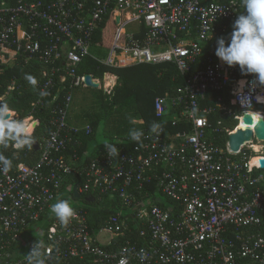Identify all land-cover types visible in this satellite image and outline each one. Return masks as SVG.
<instances>
[{"label":"built area","instance_id":"built-area-1","mask_svg":"<svg viewBox=\"0 0 264 264\" xmlns=\"http://www.w3.org/2000/svg\"><path fill=\"white\" fill-rule=\"evenodd\" d=\"M243 11L239 0L0 1V75L44 64L26 120L35 131L34 113L47 105L51 124L35 165L0 164V264H26L36 242L46 264H264V168L252 163L264 158L256 135L264 117H254L264 105L243 99L253 77L202 48ZM109 24L116 31L107 59L95 55L101 64H173L192 76L177 93L156 97L159 128L132 149L114 144L119 154L110 155L101 144L79 156L80 135L94 133L74 119L77 98L91 88L80 69L94 47L105 48L94 38ZM21 87L13 79L0 105ZM225 118L237 125L223 126ZM247 128L253 138L233 152L230 136ZM59 200L76 211L67 225L50 212ZM107 201L118 202L117 211L95 228L89 217Z\"/></svg>","mask_w":264,"mask_h":264},{"label":"trees","instance_id":"trees-1","mask_svg":"<svg viewBox=\"0 0 264 264\" xmlns=\"http://www.w3.org/2000/svg\"><path fill=\"white\" fill-rule=\"evenodd\" d=\"M223 1L228 2L230 0ZM239 2L241 3V0ZM115 31L116 27L109 24L96 33L94 41H102L104 46L107 44L110 46ZM231 31L232 25L227 31L221 32L217 38L224 37L227 39ZM216 39L210 43H203L204 55L211 54V50L215 51ZM99 52L101 49L94 47L92 56L85 60L80 69V74H91L94 78H102L103 80L105 75L112 74L117 77V83L108 93L104 89L91 87L90 91L93 92V96L83 94L80 98L81 102L76 101V108L79 107V109L75 110V121L81 125L90 124L94 129L91 136H87L85 133L80 135L82 147L78 150L79 156L87 154L88 150L90 151L89 142L96 138L98 133L109 138V141L103 144H115L127 150L132 149L137 141L130 138V130L135 129L144 134L150 132L153 124L159 123L155 117L154 103L156 97L165 93H177L179 88L187 85L192 76V74L182 75L173 64H142L124 68L109 67L101 64L100 59L96 58L95 55L103 58ZM43 71H45L44 64L30 62L25 67H11L0 75V97L5 94L13 79L22 85L20 89L17 88L12 91L10 97L5 100V105L17 112L21 119H26L31 115V104L39 98L40 93L36 84L44 80ZM27 75L34 77L36 83L31 84L25 78ZM86 102L89 103V107L83 108V103ZM34 115L40 120V125L34 131L33 139L40 144L51 131L50 110L46 105L45 108L37 110ZM141 120L144 123H140ZM222 121L223 126L234 128L237 125L232 118H225ZM219 139L225 145L228 138L226 134H222ZM14 143L11 141L7 148L0 147V154L11 160V167H15L19 163L29 165L37 163L40 157L39 151H36L33 146L14 149ZM117 206L118 202H105L103 208L99 207L96 211H92L89 217L90 224L95 228L104 226L117 211Z\"/></svg>","mask_w":264,"mask_h":264},{"label":"clouds","instance_id":"clouds-1","mask_svg":"<svg viewBox=\"0 0 264 264\" xmlns=\"http://www.w3.org/2000/svg\"><path fill=\"white\" fill-rule=\"evenodd\" d=\"M241 6L244 11L236 17L227 39H216L215 56L229 68L238 66L243 76L253 77L252 81H245L251 84V90L243 99L247 104L254 100L255 103L264 105V0H241ZM25 78L31 84L36 83L31 75ZM255 114L264 117V113ZM158 128V124H153L151 131L154 132ZM33 131V126L26 119H14L12 110L7 105H0V144L5 148L9 146L10 141L15 142L13 146L16 149L32 146ZM142 135V132L135 129L129 132L134 141H139ZM107 148L110 155L119 154L114 145H108ZM0 164L3 165V170L7 171L11 160L0 154ZM50 212L62 225H67L76 215L68 200H59L52 204ZM41 248L42 245L36 242L24 256L26 264H46L48 257L43 254Z\"/></svg>","mask_w":264,"mask_h":264},{"label":"water","instance_id":"water-1","mask_svg":"<svg viewBox=\"0 0 264 264\" xmlns=\"http://www.w3.org/2000/svg\"><path fill=\"white\" fill-rule=\"evenodd\" d=\"M120 21V19H118ZM85 83L89 87L93 88H101V85L99 82H96L93 80V77L91 75H86L85 76ZM245 122L252 124L253 123V118L247 114L245 116ZM256 135L257 138L260 140H264V119L260 118L258 120L257 126H256ZM253 138V132L251 129L247 128L246 130H238V132L229 138V143H230V148L233 152H238L241 148L242 145H244L245 142L251 140ZM34 149L36 151H39L40 145L37 141H34L33 145ZM257 164H259L262 168H264V158H259L257 161ZM74 196L76 198H79L80 195L78 193V187L76 186L74 188ZM89 202H93V198H88Z\"/></svg>","mask_w":264,"mask_h":264},{"label":"rangeland","instance_id":"rangeland-1","mask_svg":"<svg viewBox=\"0 0 264 264\" xmlns=\"http://www.w3.org/2000/svg\"><path fill=\"white\" fill-rule=\"evenodd\" d=\"M109 46H108V44L107 45H105V48L104 49H101V52H99L101 55H102V57L104 58V59H107V57H108V48ZM109 78H114V84L113 85H111V87H106V81H107V78L108 77ZM100 80V83L101 84H103L102 85V87H101V89H104L107 93L109 92V91H111L112 90V88L114 87V85L117 83V77H115L114 75H112V74H107V75H105V77H104V80L102 79V78H100L99 79ZM88 95V96H93V92L92 91H90V89H88V90H84V91H82L81 92V96L80 97H78L77 98V101H80L81 102V97H82V95ZM91 103V102H90ZM84 105V107L83 108H87V107H89V103L88 102H86V103H83ZM82 107V106H81ZM78 109H79V107H78ZM77 108H76V110H78ZM103 130H104V128H103ZM109 141V138H107L106 136H103V134L102 133H98L97 134V137L96 138H94V139H92L90 142H89V149H90V151H92V150H94V148H95V146L96 145H101V144H103V143H105V142H108ZM73 202V204H75V205H78V204H81V202H79V201H72ZM108 239H109V235L108 234H105V235H103V239H102V241H104V242H106V241H108Z\"/></svg>","mask_w":264,"mask_h":264},{"label":"bare ground","instance_id":"bare-ground-1","mask_svg":"<svg viewBox=\"0 0 264 264\" xmlns=\"http://www.w3.org/2000/svg\"><path fill=\"white\" fill-rule=\"evenodd\" d=\"M108 77V76H107ZM114 84V78H107L106 81V87H111V85ZM255 118H259V115H254ZM27 121L33 126V128L35 127V121L32 119H27ZM258 159H254L252 160V163H257Z\"/></svg>","mask_w":264,"mask_h":264}]
</instances>
